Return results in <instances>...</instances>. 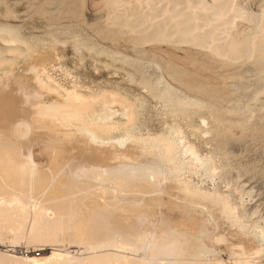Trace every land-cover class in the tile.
Returning <instances> with one entry per match:
<instances>
[{
    "label": "bare ground",
    "instance_id": "obj_1",
    "mask_svg": "<svg viewBox=\"0 0 264 264\" xmlns=\"http://www.w3.org/2000/svg\"><path fill=\"white\" fill-rule=\"evenodd\" d=\"M251 1L100 0L105 15L93 26L109 37L126 34L145 60H120L141 71V84L178 119L205 112L204 131L223 150L246 136L264 138V120L250 123L247 115L249 101L264 90V0L256 10ZM0 40L10 54L0 51V264H222L216 245L228 237L218 219L249 234L227 194L186 176L203 171L213 177L223 169L213 154L202 156L185 140L180 123L140 133L138 108L126 95L64 87L46 73L50 56L33 52L16 30L0 28ZM160 45L186 46L191 65H233L232 71H218L222 87L219 79L192 84L195 74L146 48ZM145 64L212 101L179 93L159 75L152 79ZM225 96L232 98L225 111L238 120L222 118ZM113 104L121 106L122 120L113 117ZM76 144L88 145L82 161L70 152ZM251 237L264 242V226L253 225ZM230 251L235 264H249V253L262 247Z\"/></svg>",
    "mask_w": 264,
    "mask_h": 264
},
{
    "label": "rangeland",
    "instance_id": "obj_2",
    "mask_svg": "<svg viewBox=\"0 0 264 264\" xmlns=\"http://www.w3.org/2000/svg\"><path fill=\"white\" fill-rule=\"evenodd\" d=\"M99 1L100 0H84V3L82 2L83 5L80 6L78 5L80 4V0H0V28L6 27L16 30L22 40L31 44L33 52L50 56L51 59L45 68L46 73L52 76L51 78L58 84H63L64 87H71L76 84V86L78 85L77 87H82L81 90L83 89L84 92L98 91L99 89L113 92L116 90V92L122 96L126 95L125 97H127L128 100L130 99L129 101H135V106L138 108L136 111V117L138 118H136L135 129L140 133L158 134L167 131L166 129L168 128L166 127H169V124L171 125L173 122L180 123L185 140L187 139V142L190 144L192 143V145L197 148L196 150L200 155L205 156L213 154L219 170L223 169L221 173L215 174L213 177L207 176L203 171L188 173L189 175L186 174V176L189 177L194 184L200 185L206 190L210 189L211 191L214 187L222 194H227L231 202L237 207L240 221L245 223V233L250 234L239 235L235 233V227L226 223V219H218V228L223 233H226L228 238L227 242H225L226 244L221 243V245L218 243V245H216L218 248L217 251H220L219 253L217 252V257L222 260V264H235L236 256L230 251V246H233L234 250L237 249L239 245H243L248 249L262 247V252L260 254L254 255V253H249L248 258H250L249 261L251 262H249V264H264V242L258 241V243H256V240L251 237L253 225L264 226V138L260 135L254 138L246 136L240 140L234 141V143L227 144L223 150H220L217 148L216 144L208 138L210 134L204 131L205 128L209 127V120L207 121L208 118L205 112L202 114L199 112L200 116L199 113L198 115H193L191 121H186V119L183 118L178 119L179 117L177 118L176 114L171 113L169 108L161 100L153 96L149 90L141 84L139 81L141 71L138 72L135 70L134 66H128L130 64L124 62V60H120L122 59L121 57L125 55H127L125 57L128 58L140 57V59L145 60V56L140 54L138 56V53H135V47L130 41H127L129 40L127 35L122 34L123 36L117 35L116 37H109L108 34L102 35L103 30L101 27L93 26L101 22L105 15L103 14L105 13L103 12L105 11L104 7ZM253 1H251L250 4L252 8L256 10V6H259V0L254 1V3ZM100 11L102 16L100 15ZM104 35L105 37H103ZM122 38L125 42L121 40ZM75 41L80 43L85 42V44L75 47ZM146 48H155L157 55L165 59H170L171 62L175 61L174 63H176L178 67H186V70L195 74L196 76H192L193 79L190 80L192 84L197 82L194 81L196 79L199 80L198 82L201 81V83H204L205 80L210 83H215L218 81L219 74L224 68L225 70L223 73H229L233 68V65H223L222 67L216 64L210 66V63L207 64V68H205L206 66L203 67L202 65L199 66V64L192 63V65H195L194 68V66L192 67L190 64L191 62H186V46L160 45L158 49H156V46H146ZM160 50H163V53H161ZM0 51L9 57L10 54L6 50V44L1 40ZM165 55H167L168 58ZM169 56L171 57L169 58ZM183 57H185V59ZM24 60V57L17 59L15 65L17 70L24 63ZM198 66L200 69H198ZM209 66L211 69L210 71L208 69ZM215 67H217V70H215ZM227 68L230 69L228 70ZM151 70L152 67L149 65L145 64V66H143V71L146 73L149 72L152 79L159 75L161 81L169 83L176 90L178 88L177 91L179 93L188 94V96H196L203 99V101H212L211 98L208 96L206 97V95L204 96V94L201 95V93H197L196 95L192 90L189 91L181 82L175 79L172 80L164 71L153 72ZM136 72H138L139 75ZM216 73L219 74L215 77V75H217ZM220 80L221 79H219V84L222 87L225 83ZM263 91L258 95L260 96L257 97L258 100L249 101L250 111L247 115L250 123L258 118L261 119V121L264 120L262 117H259L261 113L264 114ZM14 92L23 95V93L17 90ZM227 98L230 99L231 96H227ZM227 98L225 96L224 100L220 101L221 106L219 107V111H222V118L225 117V119H230L231 117L233 120H238L239 115L229 114L225 111V108L230 105ZM13 101L16 102L18 100L15 98ZM112 108H114L112 109L114 112L113 114H117L113 115V117L115 118L117 116L116 119L122 120L121 106L119 104H113ZM117 109L119 111H117ZM119 114L120 117H118ZM19 117L21 116L19 115ZM197 125H200L201 130L199 132H194L193 129H196L194 126ZM121 134V131L114 133V135H116L115 137H119ZM76 145L70 152L75 155L77 160L82 161L84 156L89 154L88 145ZM166 190H170V188H166Z\"/></svg>",
    "mask_w": 264,
    "mask_h": 264
}]
</instances>
